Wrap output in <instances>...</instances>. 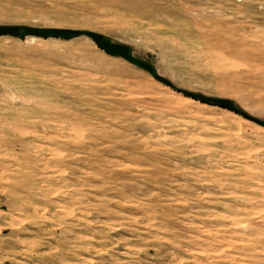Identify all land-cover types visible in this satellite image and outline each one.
Instances as JSON below:
<instances>
[{
  "label": "rangeland",
  "instance_id": "rangeland-1",
  "mask_svg": "<svg viewBox=\"0 0 264 264\" xmlns=\"http://www.w3.org/2000/svg\"><path fill=\"white\" fill-rule=\"evenodd\" d=\"M0 26V264H264V0H0Z\"/></svg>",
  "mask_w": 264,
  "mask_h": 264
},
{
  "label": "trees",
  "instance_id": "trees-1",
  "mask_svg": "<svg viewBox=\"0 0 264 264\" xmlns=\"http://www.w3.org/2000/svg\"><path fill=\"white\" fill-rule=\"evenodd\" d=\"M12 29L13 28H5V27H1L0 26V34H4V33H14V32H12ZM26 32H28V31H31V32H34L33 30H30V29H27V28H25L24 29ZM56 33L55 32H53L52 33V35H55ZM67 36H70V35H67ZM107 51H109V52H116V54H119L120 52H118L117 50H114V49H108ZM206 101H210V100H206ZM214 101H216V103H219L220 105H222V106H224V107H227V108H229V109H233L231 106H230V104H228V103H230L228 100H224V101H219V100H214Z\"/></svg>",
  "mask_w": 264,
  "mask_h": 264
}]
</instances>
